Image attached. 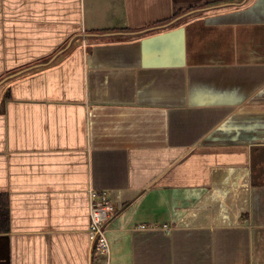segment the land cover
<instances>
[{
    "label": "crops",
    "instance_id": "1",
    "mask_svg": "<svg viewBox=\"0 0 264 264\" xmlns=\"http://www.w3.org/2000/svg\"><path fill=\"white\" fill-rule=\"evenodd\" d=\"M0 108V264H91L92 189L111 264H264V0H0Z\"/></svg>",
    "mask_w": 264,
    "mask_h": 264
},
{
    "label": "built area",
    "instance_id": "2",
    "mask_svg": "<svg viewBox=\"0 0 264 264\" xmlns=\"http://www.w3.org/2000/svg\"><path fill=\"white\" fill-rule=\"evenodd\" d=\"M91 192V222L89 229V238L92 241L91 264H111L112 245L108 236L107 224L112 212L115 210L113 202L107 191ZM145 228L146 225H143Z\"/></svg>",
    "mask_w": 264,
    "mask_h": 264
},
{
    "label": "trees",
    "instance_id": "3",
    "mask_svg": "<svg viewBox=\"0 0 264 264\" xmlns=\"http://www.w3.org/2000/svg\"><path fill=\"white\" fill-rule=\"evenodd\" d=\"M6 97H8V94H6L4 98L7 99ZM6 202H7V199H4L3 195L0 194V229L1 230L8 229L7 226H8L9 212L7 211V208H6Z\"/></svg>",
    "mask_w": 264,
    "mask_h": 264
},
{
    "label": "rangeland",
    "instance_id": "4",
    "mask_svg": "<svg viewBox=\"0 0 264 264\" xmlns=\"http://www.w3.org/2000/svg\"><path fill=\"white\" fill-rule=\"evenodd\" d=\"M4 93L2 94L1 98H3ZM93 251V250H92ZM92 253V252H91Z\"/></svg>",
    "mask_w": 264,
    "mask_h": 264
}]
</instances>
